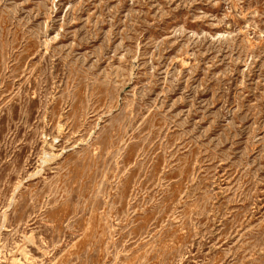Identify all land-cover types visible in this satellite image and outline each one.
I'll return each mask as SVG.
<instances>
[{
  "label": "rangeland",
  "instance_id": "rangeland-1",
  "mask_svg": "<svg viewBox=\"0 0 264 264\" xmlns=\"http://www.w3.org/2000/svg\"><path fill=\"white\" fill-rule=\"evenodd\" d=\"M0 264H264V0H0Z\"/></svg>",
  "mask_w": 264,
  "mask_h": 264
}]
</instances>
